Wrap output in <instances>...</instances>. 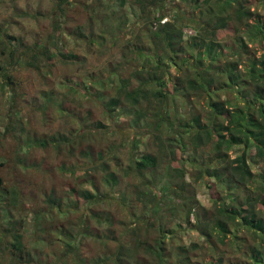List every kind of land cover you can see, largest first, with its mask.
Here are the masks:
<instances>
[{"label": "trees", "instance_id": "trees-1", "mask_svg": "<svg viewBox=\"0 0 264 264\" xmlns=\"http://www.w3.org/2000/svg\"><path fill=\"white\" fill-rule=\"evenodd\" d=\"M260 1L220 0L216 8L213 0H106L103 8V0L82 2L92 14L80 27L88 34L80 31V36L90 46L95 38L100 47L119 44L120 60L89 71L87 55L58 48H51L45 63L25 59L47 85L55 82L42 92L43 104L31 108L48 124L55 121L52 107L58 108L74 126L70 137L61 130L39 134L30 129L19 102L25 95L15 77L6 76L14 88L7 99L10 113L0 133V154L5 153L4 141L20 145L17 152L28 149L27 157L16 153L28 172L41 165L32 157L39 148L46 156L54 144L85 150L91 168L84 175L97 179L90 182L98 190L75 189L85 200L84 210L73 201L63 209H41L30 202L38 244L18 264H67L71 257H82L81 246L91 243L97 248L83 264H264V171L253 172L249 161H264V55L256 56L248 44L264 45V22L253 23L251 13ZM105 20L114 21L115 36H107L104 28L95 31ZM53 25V44L67 46L69 21ZM58 63L81 69L58 78L57 87L53 68ZM95 110L102 118L94 119ZM125 139L131 144L128 162L120 156ZM240 145L245 153L230 156ZM5 166L0 162V168ZM199 181L215 200L214 208L199 201ZM2 187L7 188L0 175ZM15 189L0 190V201L17 203L27 193ZM7 204L0 223L2 245L17 229ZM119 209L125 211L122 218ZM74 213L78 217L71 218ZM190 230L201 240L187 244L178 237ZM20 241L16 235L8 244L13 256ZM49 241L62 247L55 251Z\"/></svg>", "mask_w": 264, "mask_h": 264}, {"label": "rangeland", "instance_id": "rangeland-1", "mask_svg": "<svg viewBox=\"0 0 264 264\" xmlns=\"http://www.w3.org/2000/svg\"><path fill=\"white\" fill-rule=\"evenodd\" d=\"M213 1L215 3L213 5H215L216 8L219 5V3H216L220 0ZM82 2L88 3L89 0H0V133L4 131L7 125V116H9L10 113L7 99L11 96V90L14 88L7 82V75L15 77L17 86L20 87L21 92L25 95V101L20 98L19 102L23 104L24 114H26L24 115L25 118H30V129L35 128L39 134L44 131L55 133L53 131L61 130L59 134L70 137L71 130L74 127L69 123L68 119L61 118L60 113L56 112L58 109L56 107H52V111L50 112L52 116L55 115V121L50 124L44 122L43 116L39 111H33L31 105L33 106L35 104V107H38L41 103L43 104L42 92L44 90L53 89L55 82L49 81L47 85L39 73L34 71V67L25 65V59L39 65L41 62L45 63L48 61V54L50 55L48 52L54 51V49L51 48H58L60 52L64 53H71V50H74L73 53L79 56L87 55L85 66L89 71L91 69L95 70L99 66H106L109 63L120 60L123 49L119 44L112 45L110 42H105L106 44L104 43L105 45L103 44V46L100 47L98 39L95 38L92 43L93 45L90 46L88 39L80 36L79 32L81 31V25L84 24L88 20L87 18L92 14L83 9ZM106 3V0H103V6L101 8H103ZM59 8L64 9V11L59 10ZM195 13H200V10L195 9ZM251 13L255 14L252 19L253 23L256 19H261L262 22H264V0L255 3L254 7L251 9ZM57 20H60L62 24L69 21L72 34L69 31L70 37L66 40L67 46L64 43H57V46L53 44L56 42L55 36L57 34L53 30V24ZM113 23V20H105L104 24L96 28L95 31L99 34L104 28L107 32V36H115L116 32ZM65 28L67 29V27ZM190 30L191 28H187L186 32L189 34L192 31ZM83 34H88V32L84 31ZM248 44L250 47L256 48V56L259 57L264 55V45ZM42 52H44L45 55H43ZM55 52L57 51L55 50ZM67 56V60H71V57H69V55ZM78 69H81L80 65L69 69L65 64L58 63V65L53 68V72L55 73L54 77H57V79L67 75L72 77L76 74L73 72H77ZM61 80L62 79L57 80V87ZM77 102L78 100L75 101V103ZM69 103L70 102H68V105ZM82 111L80 112L82 113ZM93 117L95 120H98L102 118V115L100 111L95 110ZM52 128L54 130H51ZM126 130L130 133L134 132L133 129ZM4 143L7 144V146H5V153L2 152L0 154V162L6 163V166L0 168V175L4 177L5 186L7 188L2 187L0 190L6 191V189H8L9 192H13L16 191L15 188H17L21 192L26 191L27 193L26 195H21L17 203L16 200L12 203V199L9 200L10 204L5 201H0V223L4 220V204L8 203L9 211L12 212V215L8 218L10 221L16 220L15 225L17 226L15 227L17 228L15 231L12 229V234H10V232L7 234L8 240L5 245H2L0 242V246L2 245V247H0V262L1 264H18L27 259V253L32 251L38 244L37 240H35V231L37 227L35 226V219L37 215L29 211L30 207L28 206L30 202H36L41 209L59 206H61L59 208L63 209L66 202L71 203V201H73L81 210H84L87 207L85 200L75 193V189L82 188L92 190L94 193H97L98 190L90 182V180L95 177H92L90 174L91 177L89 175L88 177L84 175L85 170L91 168L86 158L85 150L81 151L74 149L72 152L73 149L71 147L70 150L68 148L65 150L64 147L60 148V145L54 144L49 148L50 154L46 156L44 154L45 152L39 148L37 151L39 153L38 156L32 154V157L41 160V165L27 172L20 167V162L16 160V153L18 156L27 157L31 152H27L28 149L26 148L17 152V150L21 149L19 147L20 145L12 141H4ZM130 146L131 144L128 139H125V146L122 147V151L120 152V156L124 162H128ZM156 148L153 150H156ZM143 149L144 146L141 147V150ZM245 150V145L235 146L230 156L235 157L236 155H242L245 153ZM137 152H139V154L141 153L139 150H137ZM249 161L251 163L253 162V165H255L254 167L251 164L253 172L264 171L263 160L249 158ZM43 162H46V164H43ZM64 165L66 168L63 167ZM189 168L192 169L191 167ZM84 176L87 178L85 181L83 180L81 182L80 179L84 178ZM195 187L201 204L210 209L214 208L215 200L209 197V190L206 184L199 181L195 184ZM104 188L105 187H102V192L106 191ZM220 191L223 194L224 191L222 188H220ZM23 200L24 203L22 204L21 202ZM25 203L26 205L24 206ZM38 205L35 211H39ZM96 206L100 207L99 205ZM101 207H103V204H101ZM110 210L114 211V209ZM124 213L125 211L121 209L116 211V214L120 218H122ZM74 216L78 217V214L74 213L70 215L71 218H74ZM64 222L67 223V221ZM41 225L45 227V223H41ZM19 226L23 229L19 230ZM16 235L21 236V249L16 251V255L13 256L11 253L12 250L9 251L8 249V244L10 241H16ZM178 237L187 244L201 240L200 235L192 230L180 232ZM49 243V248L55 249V251H58L60 247H62V245H59V243L55 241H49ZM96 248L97 247L92 243L89 246H81L80 254L83 258L77 255L73 260L71 257L67 264H83L84 258L91 257ZM57 264L66 263L59 262Z\"/></svg>", "mask_w": 264, "mask_h": 264}]
</instances>
